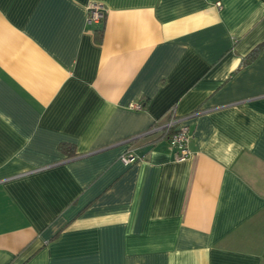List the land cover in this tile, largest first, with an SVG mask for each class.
I'll list each match as a JSON object with an SVG mask.
<instances>
[{
  "label": "crops",
  "instance_id": "0c3cea01",
  "mask_svg": "<svg viewBox=\"0 0 264 264\" xmlns=\"http://www.w3.org/2000/svg\"><path fill=\"white\" fill-rule=\"evenodd\" d=\"M261 43L264 0H0V264H264Z\"/></svg>",
  "mask_w": 264,
  "mask_h": 264
},
{
  "label": "built area",
  "instance_id": "2783aa9c",
  "mask_svg": "<svg viewBox=\"0 0 264 264\" xmlns=\"http://www.w3.org/2000/svg\"><path fill=\"white\" fill-rule=\"evenodd\" d=\"M105 18V8L101 4H91L88 8L87 24L96 25L101 24ZM129 108L140 110L142 104L139 102H132L128 104ZM168 119L163 124H154L144 135L156 134L158 138L166 139L167 142L175 150V159L177 161H184L190 156L188 144L191 135L188 126L183 123V116H178L174 109L168 112ZM143 157L137 156L132 150H128L120 155L119 159L124 165L134 163Z\"/></svg>",
  "mask_w": 264,
  "mask_h": 264
},
{
  "label": "trees",
  "instance_id": "16d2710c",
  "mask_svg": "<svg viewBox=\"0 0 264 264\" xmlns=\"http://www.w3.org/2000/svg\"><path fill=\"white\" fill-rule=\"evenodd\" d=\"M102 32H103L102 28L94 31L98 42H100L102 39ZM262 49H264V43H261L257 45L256 47H254L247 56L248 60L254 59ZM58 148L61 152L65 153L68 157L75 155L74 146L70 143L62 142L59 144Z\"/></svg>",
  "mask_w": 264,
  "mask_h": 264
}]
</instances>
